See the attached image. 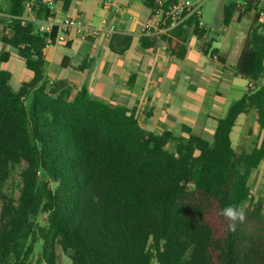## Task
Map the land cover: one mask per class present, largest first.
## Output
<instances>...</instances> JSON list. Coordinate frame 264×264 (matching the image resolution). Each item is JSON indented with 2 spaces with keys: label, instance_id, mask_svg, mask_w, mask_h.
I'll list each match as a JSON object with an SVG mask.
<instances>
[{
  "label": "trees",
  "instance_id": "trees-1",
  "mask_svg": "<svg viewBox=\"0 0 264 264\" xmlns=\"http://www.w3.org/2000/svg\"><path fill=\"white\" fill-rule=\"evenodd\" d=\"M7 1L12 18L2 42L17 50L33 78L14 92L10 73L0 71V188L26 164L19 198L2 195L0 264H32L40 240L36 264H57V247L71 264H264L262 203L245 207L246 220L234 233L219 214L226 205L243 206L250 176L264 158V142L251 152L231 142L240 115L254 111L264 131L260 0H246L244 13L257 11L236 67L252 86L218 120L212 140L188 127L185 138L154 135L135 115L91 98L86 88L73 96L68 87L50 85L46 35L24 20L32 0ZM145 3L155 7L154 0ZM236 9L225 6V27ZM43 10L38 5L37 16ZM191 34L206 35L198 15L173 30L171 53L180 46L174 38L184 42ZM184 55L182 47L177 56ZM40 214L46 225L35 222Z\"/></svg>",
  "mask_w": 264,
  "mask_h": 264
},
{
  "label": "crops",
  "instance_id": "crops-1",
  "mask_svg": "<svg viewBox=\"0 0 264 264\" xmlns=\"http://www.w3.org/2000/svg\"><path fill=\"white\" fill-rule=\"evenodd\" d=\"M154 1L156 5L159 0ZM32 3L36 10L38 5L44 10L39 16L36 10L28 12L24 20L33 23L37 31L49 25L58 33L59 25L66 19L104 30L96 38L82 40L72 34L65 43L46 47L44 70L49 84L68 87L73 96L86 88L91 98L135 115L141 127L154 135L169 132L176 138H185L183 129L188 127L193 134L212 140L218 120L227 116L230 107L250 87L251 81L236 71L257 11L244 13L246 0L222 4V28L215 26L213 30L203 21L199 10V25L206 31L205 37L199 40L191 34L184 42L174 38L180 44L174 48V54L168 43V38L174 37L173 31L165 35L144 33L143 26L153 12L145 0H113L110 8H104L101 0H32ZM231 3L237 9L225 27L224 8ZM263 3L260 0L258 7L262 11L261 23ZM11 18L9 2L0 0V56L10 54L8 60L0 58V71L10 73L9 85L18 92L32 80L33 73L17 50L2 42L9 34ZM209 45L210 50L205 52ZM182 47L185 55L179 58L177 54ZM212 51L216 54L212 55ZM24 75L28 76L27 81L18 80ZM259 84L264 86V80ZM231 142L235 149L247 152L264 142V131L256 122L254 111L238 117ZM248 185L250 194L243 206L261 202L264 214V158L253 170Z\"/></svg>",
  "mask_w": 264,
  "mask_h": 264
},
{
  "label": "built area",
  "instance_id": "built-area-1",
  "mask_svg": "<svg viewBox=\"0 0 264 264\" xmlns=\"http://www.w3.org/2000/svg\"><path fill=\"white\" fill-rule=\"evenodd\" d=\"M113 0H101L104 8H110ZM28 12L33 11V3H26ZM200 5L194 4L190 0H173L156 2L151 18L147 20L143 26V31L148 35H165L174 29L185 25L193 16L198 15ZM60 31L52 37L53 26H42L39 32L46 35V47L65 43L70 35L87 40L88 38H96L101 35L104 30L92 27L89 24L79 22L75 19H66L59 25ZM252 86V83L249 85Z\"/></svg>",
  "mask_w": 264,
  "mask_h": 264
},
{
  "label": "rangeland",
  "instance_id": "rangeland-1",
  "mask_svg": "<svg viewBox=\"0 0 264 264\" xmlns=\"http://www.w3.org/2000/svg\"><path fill=\"white\" fill-rule=\"evenodd\" d=\"M194 4L201 5L200 13L203 15V21L208 25L212 30L218 26L222 28V22L220 21V13L222 4H227L231 0H190ZM234 2L243 3L244 0H232ZM264 4V3H263ZM216 26V27H215ZM1 64V63H0ZM27 81L28 76L24 75L19 77L18 80ZM13 84L15 81H12ZM29 102L27 101V104ZM172 147H174V143H172ZM26 164L22 163L21 165L15 167L11 173L10 177L7 180L6 184L3 188H0V210L2 207V195L7 197H12L15 200L19 198L21 188H22V178L21 172L25 168ZM189 189H193V185L190 184L188 186ZM35 222L39 225H46L47 216L45 214H40L37 218L34 219ZM42 254V241H38L35 246L34 256L32 258V264H36V262L41 258ZM46 264V263H42ZM57 264H71L68 256L62 251L60 247H57Z\"/></svg>",
  "mask_w": 264,
  "mask_h": 264
},
{
  "label": "clouds",
  "instance_id": "clouds-1",
  "mask_svg": "<svg viewBox=\"0 0 264 264\" xmlns=\"http://www.w3.org/2000/svg\"><path fill=\"white\" fill-rule=\"evenodd\" d=\"M219 214L227 221L226 229L229 232H236L237 226L246 220L245 207L229 204L219 210Z\"/></svg>",
  "mask_w": 264,
  "mask_h": 264
}]
</instances>
